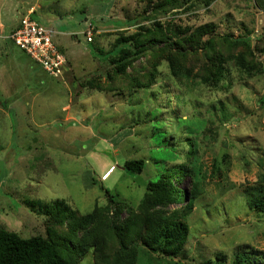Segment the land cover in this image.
I'll use <instances>...</instances> for the list:
<instances>
[{
	"label": "rangeland",
	"instance_id": "rangeland-1",
	"mask_svg": "<svg viewBox=\"0 0 264 264\" xmlns=\"http://www.w3.org/2000/svg\"><path fill=\"white\" fill-rule=\"evenodd\" d=\"M28 13L53 31L67 64L51 76L0 38V226L62 241L94 211L75 237L117 256L115 211L117 228L184 216L185 202L144 203L168 166L186 201L195 196L187 240L175 255L141 245L135 264H232L242 250L262 262L264 212L246 192L264 180V0H0L6 33ZM202 26L209 33L195 37ZM131 36L144 51L117 73L111 59ZM188 137L190 158L189 143L167 141ZM138 158L144 172L127 174L125 161ZM57 200L65 205L40 212Z\"/></svg>",
	"mask_w": 264,
	"mask_h": 264
},
{
	"label": "trees",
	"instance_id": "trees-1",
	"mask_svg": "<svg viewBox=\"0 0 264 264\" xmlns=\"http://www.w3.org/2000/svg\"><path fill=\"white\" fill-rule=\"evenodd\" d=\"M32 18L35 19L33 16ZM208 33L209 26H202L195 30L194 35L195 37H202ZM131 42H133L134 46H131ZM120 43H122V46L119 48L117 56L112 58L111 61L115 65L117 73H124L131 64L132 59L141 55L144 49L138 44L136 36L123 38ZM179 71L178 68H173L175 74ZM167 141L171 146L176 143L180 146L184 145V141L189 143V158L196 153L197 142L191 137L178 141L174 140L176 142L167 138ZM146 163L144 158L126 160L123 170L129 175L141 174L144 172ZM188 169H184L183 173ZM166 172H168V166L159 174L156 180L150 181L144 203H149L147 205L152 207L185 202L186 208L182 212L184 214L183 217H185L193 208L192 198H195V196L190 197V201L187 202V193L177 188V186H173L171 182V176H175V174L173 172L166 174ZM261 182L263 183L247 189L246 195L250 208L264 212V180ZM106 191L110 193L109 189H106ZM109 196L111 201L115 203L114 196L111 193ZM31 205L35 204L32 203ZM64 205V200H57L52 205L43 206L44 209L40 212L49 214L51 209H57ZM64 209L67 210L66 207ZM178 214L180 215V213L176 212L171 218H167L159 212L158 217L155 215L156 218L144 221H131L129 226L117 228L115 225L119 217V211H115V218L117 219L112 220L109 224V237L111 243L116 245L117 256L114 257L110 256L108 247L103 242L94 243V241L88 240L86 237H75V232L83 228L82 222L89 223L96 216L94 211L81 216L80 222L73 226V235L62 241L42 235L23 237L17 232L0 226V264H72L73 259L83 257L92 248L95 253L94 264H125L119 260V256L121 260L125 258L129 264H135V261L138 260V247L141 245H145L150 249H155L157 245V249L161 253L175 255L181 251L189 231L183 217L177 216ZM159 227L160 229H158ZM87 235L89 234L87 233ZM90 239H92V236H90ZM262 260V262H259L256 255L253 256L246 250H242L235 253L232 264H264V258ZM204 264L217 263L208 260Z\"/></svg>",
	"mask_w": 264,
	"mask_h": 264
},
{
	"label": "built area",
	"instance_id": "built-area-1",
	"mask_svg": "<svg viewBox=\"0 0 264 264\" xmlns=\"http://www.w3.org/2000/svg\"><path fill=\"white\" fill-rule=\"evenodd\" d=\"M93 30L89 23L82 31L87 42L93 41ZM0 38L11 40L51 76L59 77L67 64V57L53 40V31L33 19L30 13L24 15L8 33L0 24Z\"/></svg>",
	"mask_w": 264,
	"mask_h": 264
},
{
	"label": "crops",
	"instance_id": "crops-1",
	"mask_svg": "<svg viewBox=\"0 0 264 264\" xmlns=\"http://www.w3.org/2000/svg\"><path fill=\"white\" fill-rule=\"evenodd\" d=\"M11 30V29H10ZM24 52V51H23ZM25 53V52H24ZM27 54V53H26ZM29 58L30 59H32L30 56H29ZM32 61H34L33 59H32ZM35 62V61H34ZM38 64V63H37ZM41 66V65H40ZM44 70V69H43ZM45 71V70H44ZM64 71V70H63ZM46 72V71H45Z\"/></svg>",
	"mask_w": 264,
	"mask_h": 264
}]
</instances>
